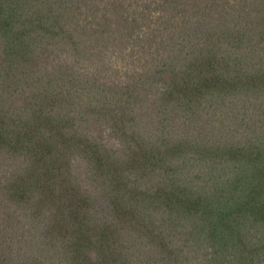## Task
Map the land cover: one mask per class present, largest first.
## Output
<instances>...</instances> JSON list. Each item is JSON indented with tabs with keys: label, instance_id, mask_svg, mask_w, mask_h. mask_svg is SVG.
I'll list each match as a JSON object with an SVG mask.
<instances>
[{
	"label": "trees",
	"instance_id": "16d2710c",
	"mask_svg": "<svg viewBox=\"0 0 264 264\" xmlns=\"http://www.w3.org/2000/svg\"><path fill=\"white\" fill-rule=\"evenodd\" d=\"M0 264H264V0H0Z\"/></svg>",
	"mask_w": 264,
	"mask_h": 264
}]
</instances>
